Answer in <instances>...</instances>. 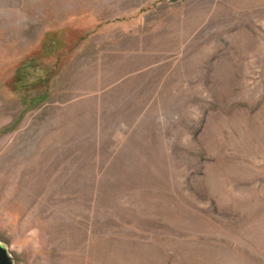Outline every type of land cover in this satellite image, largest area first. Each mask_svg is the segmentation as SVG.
Wrapping results in <instances>:
<instances>
[{"label": "rangeland", "instance_id": "rangeland-1", "mask_svg": "<svg viewBox=\"0 0 264 264\" xmlns=\"http://www.w3.org/2000/svg\"><path fill=\"white\" fill-rule=\"evenodd\" d=\"M90 9L0 0L14 264H264V0Z\"/></svg>", "mask_w": 264, "mask_h": 264}, {"label": "crops", "instance_id": "crops-1", "mask_svg": "<svg viewBox=\"0 0 264 264\" xmlns=\"http://www.w3.org/2000/svg\"><path fill=\"white\" fill-rule=\"evenodd\" d=\"M140 1H146V0H137V4H140ZM135 0H85V4L87 6H91V11L93 9V6H96V8L98 7V9L100 8V10H104V11H114L116 10V13H114L111 16H103V13H101V16L98 18H95L96 20H116L120 18V15L123 13H127V12H131V9H125L123 11H121L119 9V7L121 6H132L134 4ZM70 5V4H69ZM117 6V7H114ZM118 8V9H117ZM128 10V11H126ZM133 10V9H132ZM120 13V15H118ZM92 14V13H90ZM93 19V18H92Z\"/></svg>", "mask_w": 264, "mask_h": 264}, {"label": "water", "instance_id": "water-1", "mask_svg": "<svg viewBox=\"0 0 264 264\" xmlns=\"http://www.w3.org/2000/svg\"><path fill=\"white\" fill-rule=\"evenodd\" d=\"M0 264H14L12 257L8 254L7 248L0 243Z\"/></svg>", "mask_w": 264, "mask_h": 264}]
</instances>
